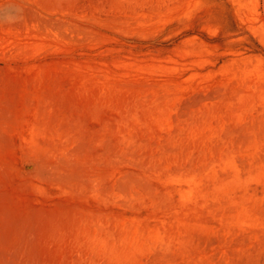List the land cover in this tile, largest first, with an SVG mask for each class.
I'll list each match as a JSON object with an SVG mask.
<instances>
[{"label": "rangeland", "instance_id": "rangeland-1", "mask_svg": "<svg viewBox=\"0 0 264 264\" xmlns=\"http://www.w3.org/2000/svg\"><path fill=\"white\" fill-rule=\"evenodd\" d=\"M0 264H264V0H0Z\"/></svg>", "mask_w": 264, "mask_h": 264}]
</instances>
